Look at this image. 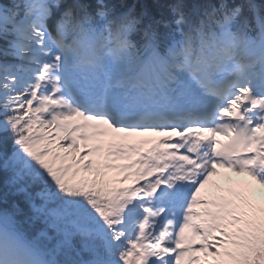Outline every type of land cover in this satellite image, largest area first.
<instances>
[{
	"label": "snow or ice",
	"instance_id": "obj_1",
	"mask_svg": "<svg viewBox=\"0 0 264 264\" xmlns=\"http://www.w3.org/2000/svg\"><path fill=\"white\" fill-rule=\"evenodd\" d=\"M0 264H264V0H0Z\"/></svg>",
	"mask_w": 264,
	"mask_h": 264
},
{
	"label": "trees",
	"instance_id": "obj_2",
	"mask_svg": "<svg viewBox=\"0 0 264 264\" xmlns=\"http://www.w3.org/2000/svg\"><path fill=\"white\" fill-rule=\"evenodd\" d=\"M134 0H128V3L130 4V2H133ZM4 177L2 174H0V183H2Z\"/></svg>",
	"mask_w": 264,
	"mask_h": 264
}]
</instances>
